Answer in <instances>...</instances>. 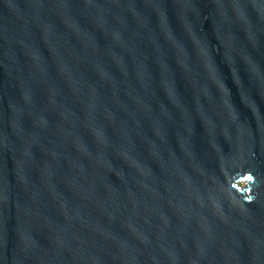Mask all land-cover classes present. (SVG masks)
Masks as SVG:
<instances>
[{"label": "water", "instance_id": "water-1", "mask_svg": "<svg viewBox=\"0 0 264 264\" xmlns=\"http://www.w3.org/2000/svg\"><path fill=\"white\" fill-rule=\"evenodd\" d=\"M0 264H264V0H0Z\"/></svg>", "mask_w": 264, "mask_h": 264}]
</instances>
